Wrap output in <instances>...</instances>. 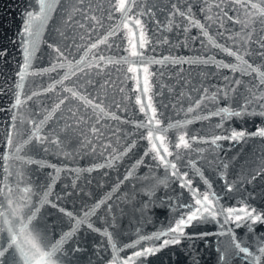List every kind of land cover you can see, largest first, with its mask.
I'll list each match as a JSON object with an SVG mask.
<instances>
[{
  "label": "water",
  "instance_id": "95a60500",
  "mask_svg": "<svg viewBox=\"0 0 264 264\" xmlns=\"http://www.w3.org/2000/svg\"><path fill=\"white\" fill-rule=\"evenodd\" d=\"M49 3L29 36L36 0H0V187L27 204L22 215L39 210L49 239L76 229L57 264H124L148 248L159 251L134 264H264V224L225 223L228 209L264 216V78L248 68L264 72V16L248 0H134L127 16L118 0ZM181 136L189 147H176ZM185 183L215 193L216 216L161 247L200 207Z\"/></svg>",
  "mask_w": 264,
  "mask_h": 264
},
{
  "label": "snow or ice",
  "instance_id": "6c2138e0",
  "mask_svg": "<svg viewBox=\"0 0 264 264\" xmlns=\"http://www.w3.org/2000/svg\"><path fill=\"white\" fill-rule=\"evenodd\" d=\"M133 2L134 0H118V3L116 4L114 10L119 11L123 15L127 16L128 13L131 12L132 10ZM236 2L240 3V0H236ZM36 3L38 5V10L35 12L27 13L28 19L24 27L25 35H29V36L31 35V28L33 22L46 19L48 16V11L51 8V4L49 3V0H36ZM241 6L242 7L250 6L251 9H257V13H252V14L253 15L259 14L260 16H264V8H260L256 3H253L252 0H248L247 4L242 3ZM177 12L180 15H184V13L179 12L178 9ZM134 23L139 25L140 21L137 19L134 21ZM198 26L203 27L202 25H198ZM101 43H107V38L102 40ZM93 47H96V45H93ZM140 47L143 48L144 44L141 43ZM224 51H227L229 55L236 56V58L238 60H241L243 63L245 64L247 63V61H243L242 57L237 56L235 52H231L228 49H224ZM5 54H6V50L0 51V56H3ZM24 54H25V67H27L28 60L31 55L27 46V42H25ZM131 54L137 55L138 53L136 51H133ZM223 66L229 67V65H223ZM248 68L251 69L252 72L258 73L260 77L264 78V72H260L259 68H253L252 65L250 64L248 65ZM129 70L135 71V69H129ZM233 70L235 71L236 69L233 68ZM145 71H147V69H145ZM23 78L24 75L23 73H21L20 79L23 80ZM261 83H264V79H261ZM73 95H75V93H73ZM88 103L90 104L91 101H88ZM20 104L21 101L19 98H17L16 104L13 105V107L19 106ZM143 110H144V106L141 105V111ZM189 111H192V109H189ZM222 111L226 112L227 110L223 109ZM229 114L239 115L240 113H229ZM13 119H15V117H13ZM153 119L154 117H151L149 122H152ZM38 133H39V126H37L36 131L33 133V135L36 137L37 140L40 139ZM244 135L245 134L243 132L233 133L230 139L239 140L242 139ZM254 135L264 137V129L258 130L256 133H254ZM216 139H220V137H217ZM215 142H216L215 140L212 141V143ZM10 143H11V134L9 135V144ZM181 145L185 148L189 147L188 141H186L183 136L180 137V143L177 144L176 147H180ZM152 149L153 151L156 152V155L160 157L161 161L164 162L165 156L160 154V151L156 147L155 143H153ZM164 152L168 155L171 154L168 153L167 148H164ZM3 159L7 160L9 159V157L5 155ZM169 166L175 169V164H170ZM173 174L175 175L177 173L174 172ZM205 183H207V181H205ZM183 186L189 187V189L193 192V196L196 197L195 204L200 205V207L196 208L194 205L189 206L190 209H194V210H192L187 217H181L180 220L176 223V225L170 229V232L177 233L178 236L171 241L168 240L163 241L161 247L169 243H179V236L184 235L185 227L190 226L194 220L208 218L207 216L204 215V213H208V215L212 216L213 218H215L216 216V212L213 205V200L215 199V193L198 194L195 190L190 188V183H185ZM210 187L211 186L209 185V188ZM23 191L25 194H27L28 192H30V189L25 188L23 189ZM12 193H13V189L8 187L7 185L0 187V195H5L7 199V210L0 211V218H2L3 221V227H0V264H57V260L54 259L56 253L62 249L63 245L71 238V236L75 233L76 229L74 228L71 232L64 233L58 239H54V240L49 239L46 226L42 228L38 224L37 225L33 224V221L36 220V212H38L39 210L37 209L36 211H31L30 214L26 216L22 215L23 209L27 207V204H19L17 201L13 200L11 198ZM101 203H103V201H101ZM99 206H100L99 204L96 205L97 208ZM3 207L4 205L0 204V208ZM61 211H63V209H61ZM94 211L95 210L93 209L92 212L85 213V220L89 215L94 214ZM66 215L71 217V213H66ZM229 220H233L234 222H243V221L250 222L247 224L250 230L252 225H255L257 223L264 224V216H262L260 213H256L255 209H248V208H241L239 212H236L235 209H228L225 223H227ZM83 222L84 220H81V221H77L76 223L77 225H79ZM239 226L240 224L238 223L237 227ZM88 227H91V225L89 224ZM164 235H167V233H165ZM155 238L159 239V236H156ZM109 239H111V237H109ZM129 246L134 247V245H129ZM234 246L235 248L239 249L241 253H244L246 255H251L249 249L246 247H241L239 242H236ZM113 248H115V244H113ZM157 251H159V248L156 249L148 248L142 251L135 252L133 254V257H129L128 260L124 261V264H134V258L147 257L150 254H155V252ZM259 251L262 254H264V247H261Z\"/></svg>",
  "mask_w": 264,
  "mask_h": 264
}]
</instances>
